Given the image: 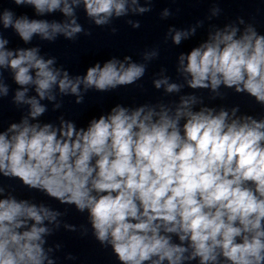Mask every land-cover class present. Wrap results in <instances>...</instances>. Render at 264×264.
<instances>
[{
  "label": "clouds",
  "instance_id": "clouds-1",
  "mask_svg": "<svg viewBox=\"0 0 264 264\" xmlns=\"http://www.w3.org/2000/svg\"><path fill=\"white\" fill-rule=\"evenodd\" d=\"M30 6L36 17L61 13L62 22L0 11V29H11L25 44L35 37L54 42L85 32L77 9L97 26L114 18L151 11L140 0H12ZM150 5L151 0H147ZM220 9L213 8L217 15ZM170 12L165 9L162 17ZM138 28V21H128ZM237 23L209 33L208 39L178 58L177 72L191 89L221 86L247 94L264 107V35L253 24ZM0 30V98L9 95L4 72L19 87L12 103L27 114L0 132V174L18 179L64 205L87 212L92 235L120 264H264V117L238 115L201 106V98L183 95L175 106L116 105L87 128L60 118L59 126L41 124V101L76 96L89 89L107 92L133 85L147 64L116 58L95 64L86 75L71 77L45 59L40 48L7 47ZM116 29L112 28V32ZM169 29L173 43L194 35ZM158 56L153 50L143 59ZM156 89L179 93L183 84L162 76ZM34 90L36 95H29ZM54 103V108H60ZM0 264H56L46 237L61 227L63 213L15 195L0 185ZM47 222V223H46ZM49 225H52L50 227ZM75 232L70 224L63 225ZM81 235H87L83 229ZM175 238V239H174ZM178 240V242H177ZM69 259L73 257L69 256Z\"/></svg>",
  "mask_w": 264,
  "mask_h": 264
}]
</instances>
